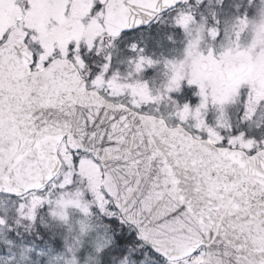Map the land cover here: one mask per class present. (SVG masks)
Wrapping results in <instances>:
<instances>
[{"label":"snow or ice","instance_id":"snow-or-ice-1","mask_svg":"<svg viewBox=\"0 0 264 264\" xmlns=\"http://www.w3.org/2000/svg\"><path fill=\"white\" fill-rule=\"evenodd\" d=\"M0 264H264V0H0Z\"/></svg>","mask_w":264,"mask_h":264}]
</instances>
